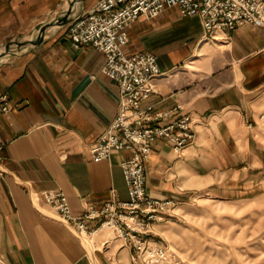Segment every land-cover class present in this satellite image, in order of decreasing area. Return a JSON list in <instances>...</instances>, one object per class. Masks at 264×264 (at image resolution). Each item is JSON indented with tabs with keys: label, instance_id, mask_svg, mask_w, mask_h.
Listing matches in <instances>:
<instances>
[{
	"label": "crops",
	"instance_id": "1",
	"mask_svg": "<svg viewBox=\"0 0 264 264\" xmlns=\"http://www.w3.org/2000/svg\"><path fill=\"white\" fill-rule=\"evenodd\" d=\"M96 1L0 0V46L21 44L0 59V100L10 107L0 111V264H133L134 248L110 227L83 237L40 194L61 188L74 215L113 192L128 199L120 161L129 151L99 160L89 152L119 110L117 84L101 71L105 54L75 47L70 22L45 24L69 4L78 14ZM126 31L125 53L152 52L160 68L143 103L179 104L169 118H191L193 137L179 152L157 136L144 163L147 192L173 199L148 234L164 244L186 209L264 186V26L209 30L198 14L166 6Z\"/></svg>",
	"mask_w": 264,
	"mask_h": 264
},
{
	"label": "built area",
	"instance_id": "2",
	"mask_svg": "<svg viewBox=\"0 0 264 264\" xmlns=\"http://www.w3.org/2000/svg\"><path fill=\"white\" fill-rule=\"evenodd\" d=\"M166 6H176L181 14H198L209 30L232 28L240 22L264 26V0H97L91 8L76 14L68 27L72 44H91L105 54L101 71L116 82L119 92V110L89 152L92 159L99 160L116 149L129 151L120 161L128 199L121 200L113 192L99 208L89 206L81 215H74L61 188L40 191L44 201L79 233L90 235L104 223L112 227L134 248L133 264H191L175 256L167 245L148 238L152 222L169 209L173 199L151 196L144 173L155 137L164 136L179 152L193 137L191 118L188 113L169 118L179 111V104L163 110H156L152 103L144 104L154 92L151 79L160 72L156 56L149 51H124L126 27L139 16H156ZM9 109L0 100V111ZM258 120L264 129V108ZM1 148L2 143L0 157ZM95 218L99 219L98 225L88 228L86 221Z\"/></svg>",
	"mask_w": 264,
	"mask_h": 264
},
{
	"label": "rangeland",
	"instance_id": "3",
	"mask_svg": "<svg viewBox=\"0 0 264 264\" xmlns=\"http://www.w3.org/2000/svg\"><path fill=\"white\" fill-rule=\"evenodd\" d=\"M15 41L7 44L18 49L21 44ZM7 44L0 46V54ZM182 213L179 224L169 227L174 233L163 238L175 256L191 264H264V186L260 183L239 198L209 197Z\"/></svg>",
	"mask_w": 264,
	"mask_h": 264
},
{
	"label": "water",
	"instance_id": "4",
	"mask_svg": "<svg viewBox=\"0 0 264 264\" xmlns=\"http://www.w3.org/2000/svg\"><path fill=\"white\" fill-rule=\"evenodd\" d=\"M75 1H80V0H74ZM75 11H73V7H71V4L68 5V8L56 15H54V19L53 20H49L47 21L45 24L49 23V24H53V23H56V24H63L65 22H68L70 21L73 16L75 15ZM45 24L39 26V34H38V37L41 36V34L43 33L44 31V28H45ZM15 43H19L17 41H15ZM17 49L15 47H12L10 44H7L5 46V49L4 51L0 54V58L2 56H5L7 54H10V53H14Z\"/></svg>",
	"mask_w": 264,
	"mask_h": 264
},
{
	"label": "bare ground",
	"instance_id": "5",
	"mask_svg": "<svg viewBox=\"0 0 264 264\" xmlns=\"http://www.w3.org/2000/svg\"><path fill=\"white\" fill-rule=\"evenodd\" d=\"M102 226H105V227H110V226H108L106 223H104L103 225H101L100 227H102ZM87 242V241H86Z\"/></svg>",
	"mask_w": 264,
	"mask_h": 264
}]
</instances>
